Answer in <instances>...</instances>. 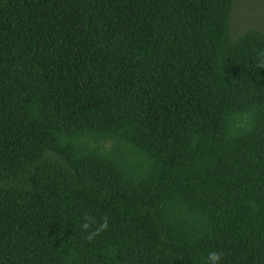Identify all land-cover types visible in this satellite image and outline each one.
I'll return each instance as SVG.
<instances>
[{
    "label": "trees",
    "instance_id": "trees-1",
    "mask_svg": "<svg viewBox=\"0 0 264 264\" xmlns=\"http://www.w3.org/2000/svg\"><path fill=\"white\" fill-rule=\"evenodd\" d=\"M235 2L0 0V264H264V33L230 35Z\"/></svg>",
    "mask_w": 264,
    "mask_h": 264
},
{
    "label": "rangeland",
    "instance_id": "rangeland-1",
    "mask_svg": "<svg viewBox=\"0 0 264 264\" xmlns=\"http://www.w3.org/2000/svg\"><path fill=\"white\" fill-rule=\"evenodd\" d=\"M232 37L248 28L264 33V0H236L229 18Z\"/></svg>",
    "mask_w": 264,
    "mask_h": 264
},
{
    "label": "clouds",
    "instance_id": "clouds-1",
    "mask_svg": "<svg viewBox=\"0 0 264 264\" xmlns=\"http://www.w3.org/2000/svg\"><path fill=\"white\" fill-rule=\"evenodd\" d=\"M258 63L257 67L258 68H264V49L259 50L258 53ZM97 221L96 218L91 216V215H85L84 216V223L80 225L81 230L87 232V235L85 237L86 240L89 242H92L95 240L97 236L101 234V232L107 230L108 228V217L104 216L102 218V222L99 223L97 227H95L94 230L89 231V229L92 228L93 225H96ZM223 257L222 252L218 251H212L208 255V262L209 264H219L220 260Z\"/></svg>",
    "mask_w": 264,
    "mask_h": 264
}]
</instances>
